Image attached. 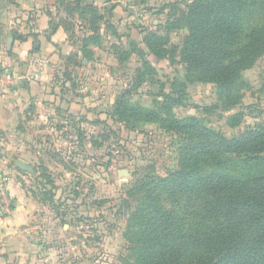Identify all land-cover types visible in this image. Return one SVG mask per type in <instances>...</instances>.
Instances as JSON below:
<instances>
[{"label":"rangeland","instance_id":"374dc122","mask_svg":"<svg viewBox=\"0 0 264 264\" xmlns=\"http://www.w3.org/2000/svg\"><path fill=\"white\" fill-rule=\"evenodd\" d=\"M193 1L0 0L1 55L11 56L14 41H37L38 15L46 17L48 33L51 27L68 28V50L60 48V62L49 63L47 71L54 74L41 103L32 101L19 129L0 135V185L9 182L33 201L28 239L34 244L71 264H135L124 236L146 194L181 217L186 198L169 203L162 188H142L141 182L178 170L183 135L158 121H121L113 115L116 101L162 113L168 96L176 103L173 119L195 117L227 138L264 125V54L241 73V98L231 109L219 100L216 86L186 73L180 48L187 30L180 18ZM88 4L96 6L100 20L83 10ZM90 21L99 37L85 46L87 35L96 37ZM149 33L161 42L167 36L158 55L145 46ZM80 51L89 59H81ZM14 200L0 191L1 216Z\"/></svg>","mask_w":264,"mask_h":264},{"label":"trees","instance_id":"16d2710c","mask_svg":"<svg viewBox=\"0 0 264 264\" xmlns=\"http://www.w3.org/2000/svg\"><path fill=\"white\" fill-rule=\"evenodd\" d=\"M83 10L101 19L95 5ZM180 19L187 30L180 48L186 73L216 86L226 109L236 107L244 85L241 73L264 54V0H194ZM90 24L96 37L87 35L85 46L99 37V27ZM165 40L149 33L144 42L158 55L167 36ZM80 57L89 59L82 52ZM121 101L113 105V115L121 121H158L185 142L178 170L141 182L142 188H162L169 203L186 198V205H179L183 213L174 216L146 194L124 236L134 263L264 264V125L227 138L195 117L173 119L171 97L166 96L162 113Z\"/></svg>","mask_w":264,"mask_h":264},{"label":"crops","instance_id":"0c3cea01","mask_svg":"<svg viewBox=\"0 0 264 264\" xmlns=\"http://www.w3.org/2000/svg\"><path fill=\"white\" fill-rule=\"evenodd\" d=\"M36 25L39 27L36 30L37 41L27 36L13 42L11 56L0 54L5 59L0 69L10 76L0 79V135L16 131L32 101L35 100L37 106L41 103L37 101L47 93L45 84L54 74L51 70L47 71L49 63L53 66L60 62V48L68 50L63 28L59 26L53 33L46 32L49 23L43 15H38ZM4 34L0 33V43L4 40ZM8 40L10 44L13 41L11 36ZM41 100L43 103V99ZM2 172L4 171L0 168V173ZM9 185L5 181L0 185L2 193L15 197L9 214L0 215V264H71L52 248L46 249L42 244H34L28 239L31 231L29 223L34 217L33 201L22 198Z\"/></svg>","mask_w":264,"mask_h":264},{"label":"built area","instance_id":"2783aa9c","mask_svg":"<svg viewBox=\"0 0 264 264\" xmlns=\"http://www.w3.org/2000/svg\"><path fill=\"white\" fill-rule=\"evenodd\" d=\"M3 77H7L9 78L10 76L8 74H4L3 71L0 69V79H2Z\"/></svg>","mask_w":264,"mask_h":264},{"label":"water","instance_id":"95a60500","mask_svg":"<svg viewBox=\"0 0 264 264\" xmlns=\"http://www.w3.org/2000/svg\"><path fill=\"white\" fill-rule=\"evenodd\" d=\"M16 164H17L19 167H23L22 163H20V162H16Z\"/></svg>","mask_w":264,"mask_h":264}]
</instances>
